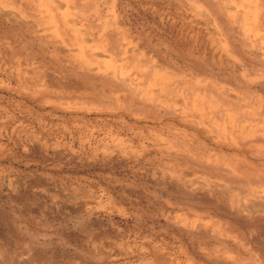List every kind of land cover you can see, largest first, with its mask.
Masks as SVG:
<instances>
[{
    "label": "rangeland",
    "instance_id": "obj_1",
    "mask_svg": "<svg viewBox=\"0 0 264 264\" xmlns=\"http://www.w3.org/2000/svg\"><path fill=\"white\" fill-rule=\"evenodd\" d=\"M239 1L0 0V264H264Z\"/></svg>",
    "mask_w": 264,
    "mask_h": 264
},
{
    "label": "bare ground",
    "instance_id": "obj_2",
    "mask_svg": "<svg viewBox=\"0 0 264 264\" xmlns=\"http://www.w3.org/2000/svg\"><path fill=\"white\" fill-rule=\"evenodd\" d=\"M240 1H242L241 3L243 5V9H244V7H245V9H247L246 13L245 14L243 13V14L245 15V20L248 24V27L251 30L255 31L257 33V35L260 37L261 36V29H258V28H259V25H262L263 19H262L261 9H259L257 7L258 1L257 0H240ZM38 2H40V1H38ZM42 4H44V3L42 2ZM50 14H52V13H50ZM243 20H244V17H243ZM60 31H62V30H60ZM56 34H58V33H56Z\"/></svg>",
    "mask_w": 264,
    "mask_h": 264
}]
</instances>
